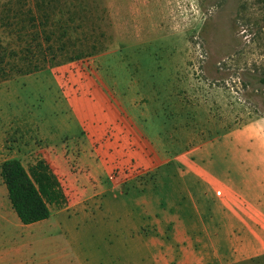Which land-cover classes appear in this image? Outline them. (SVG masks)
I'll list each match as a JSON object with an SVG mask.
<instances>
[{
    "label": "rangeland",
    "instance_id": "rangeland-1",
    "mask_svg": "<svg viewBox=\"0 0 264 264\" xmlns=\"http://www.w3.org/2000/svg\"><path fill=\"white\" fill-rule=\"evenodd\" d=\"M46 11L69 19L65 23L53 17L49 23L57 31L50 42L58 55L54 63L36 55L35 47L43 40H32L45 28ZM65 29L70 34L63 37ZM43 43L46 49L49 43ZM62 44L68 47L63 53ZM111 50L120 74L135 76L145 58L152 63L145 72L159 73L165 80L162 105L168 138L162 142L167 158L175 148L179 152L206 142L210 126L203 127L208 122L229 119L237 127L264 119V0H0V164L21 159L41 190L37 162L55 173L59 185L70 183L68 174L46 158L48 153L62 155L64 167L78 181L89 175L81 165L80 148L60 146L82 131L74 106L61 100V84L69 75L98 73L99 60L110 57ZM80 53L81 58L70 60ZM154 93L148 91L151 102L157 101ZM144 95L140 103L147 106ZM146 112L152 122L151 112ZM131 147L143 146L134 141ZM151 161L149 167L159 163ZM148 165L134 163L132 174ZM140 177L138 186L155 187L150 190L154 199L171 192L154 175ZM0 199V264H127L129 256L138 259L116 240L108 202L61 227L56 215L50 222L23 224L1 177Z\"/></svg>",
    "mask_w": 264,
    "mask_h": 264
},
{
    "label": "crops",
    "instance_id": "crops-1",
    "mask_svg": "<svg viewBox=\"0 0 264 264\" xmlns=\"http://www.w3.org/2000/svg\"><path fill=\"white\" fill-rule=\"evenodd\" d=\"M110 52L99 60L98 73L69 75L61 84V100L74 106L82 131L60 146L77 145L89 175L78 181L64 167L62 155L48 153L52 165L70 178L69 184L59 185L55 173L37 162L34 169L43 174L41 192L53 201H47L51 216L42 221L56 215L57 225H70L74 217L87 215L94 205L102 208L105 201L113 208L116 240L138 255L137 260L129 256L127 264H264V119L237 127L229 119L208 122L203 127L210 126L206 142L179 152L175 148L167 158L162 142L168 138L165 80L145 72L152 64L145 58L135 76L120 74ZM148 91L155 92L156 103ZM141 94L147 106L140 103ZM134 141L141 150L132 149ZM151 157L159 163L149 167ZM134 163L148 168L132 174ZM149 174L171 192L154 199V186H138L140 176ZM0 206L4 209L1 199Z\"/></svg>",
    "mask_w": 264,
    "mask_h": 264
},
{
    "label": "trees",
    "instance_id": "trees-1",
    "mask_svg": "<svg viewBox=\"0 0 264 264\" xmlns=\"http://www.w3.org/2000/svg\"><path fill=\"white\" fill-rule=\"evenodd\" d=\"M48 7L49 5H47V8ZM53 17H55L54 20L58 19V22L65 21L66 23L69 21V19L65 17L64 13L61 16V14H58L57 12L52 14L51 12L46 11L44 14L45 28H43L42 31L37 30V32L33 34L32 40L39 42L43 40V42L46 41L49 43L46 49H43V42L37 43V46L35 47L37 50L35 51L36 55L43 54L45 58H50L54 63L58 59V55L54 45L50 43L55 36H57L56 29H50L49 25ZM71 19L74 20L75 18ZM69 32V29L63 30L62 36L64 37L69 35ZM61 37H59L58 40H61ZM67 49L68 47L64 44L59 47V50H61L62 53ZM47 50H49V53H46ZM30 52L34 54V51ZM82 56V53H80L75 57H72L70 60L79 59ZM38 67L39 64H36V68ZM0 177L7 186L8 196L12 208L15 210L23 224H33L48 219L51 216V209L47 200L21 159L9 158L4 160L0 164Z\"/></svg>",
    "mask_w": 264,
    "mask_h": 264
}]
</instances>
